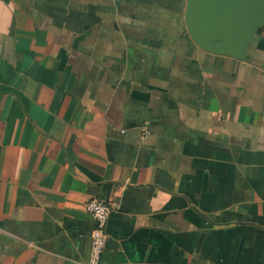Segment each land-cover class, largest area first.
<instances>
[{
    "label": "crops",
    "instance_id": "0c3cea01",
    "mask_svg": "<svg viewBox=\"0 0 264 264\" xmlns=\"http://www.w3.org/2000/svg\"><path fill=\"white\" fill-rule=\"evenodd\" d=\"M188 0H0V264H264V27L243 58Z\"/></svg>",
    "mask_w": 264,
    "mask_h": 264
},
{
    "label": "water",
    "instance_id": "95a60500",
    "mask_svg": "<svg viewBox=\"0 0 264 264\" xmlns=\"http://www.w3.org/2000/svg\"><path fill=\"white\" fill-rule=\"evenodd\" d=\"M186 19L200 48L243 58L264 27V0H188Z\"/></svg>",
    "mask_w": 264,
    "mask_h": 264
},
{
    "label": "built area",
    "instance_id": "2783aa9c",
    "mask_svg": "<svg viewBox=\"0 0 264 264\" xmlns=\"http://www.w3.org/2000/svg\"><path fill=\"white\" fill-rule=\"evenodd\" d=\"M87 212L96 221V227L91 234L92 248L87 264H100L101 254L107 241V224L111 214L119 209L117 202L102 199H92L85 204Z\"/></svg>",
    "mask_w": 264,
    "mask_h": 264
}]
</instances>
